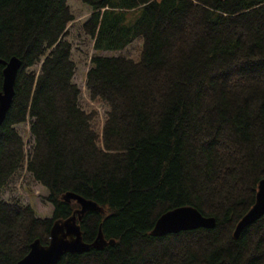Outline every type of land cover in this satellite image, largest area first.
Masks as SVG:
<instances>
[{
	"label": "trees",
	"instance_id": "1",
	"mask_svg": "<svg viewBox=\"0 0 264 264\" xmlns=\"http://www.w3.org/2000/svg\"><path fill=\"white\" fill-rule=\"evenodd\" d=\"M67 1L0 0V59L21 62L0 125V189L25 163L53 209L40 219L0 199V264L48 244L52 224L80 209L66 193L101 210L77 220L82 240L101 231L108 244L57 264H264V216L233 237L264 179V0H79L96 52L142 42L138 60H91L89 98L108 108L100 131L78 103ZM28 119L26 157L14 126ZM187 206L214 228L152 235Z\"/></svg>",
	"mask_w": 264,
	"mask_h": 264
},
{
	"label": "water",
	"instance_id": "2",
	"mask_svg": "<svg viewBox=\"0 0 264 264\" xmlns=\"http://www.w3.org/2000/svg\"><path fill=\"white\" fill-rule=\"evenodd\" d=\"M3 66L2 91L0 93V125L9 109L13 96L14 85L21 62L16 57L8 61L0 59ZM63 201H76L80 206L71 217L65 220H56L49 231V242L41 244L35 239L30 245L27 254L16 264H57L65 254H77L87 252L91 248L100 249L108 244L101 234L98 235L92 244L82 240V233L77 220L87 211H101L98 206L72 193H66ZM77 215V216H76ZM264 216V179L260 180L257 186L253 206L244 214L235 226L233 237L237 238L241 231ZM215 226L213 217H205L193 207H180L162 214L155 222L151 231L152 235L160 237L167 234L188 231L197 228L212 229ZM110 244L113 241L109 242Z\"/></svg>",
	"mask_w": 264,
	"mask_h": 264
},
{
	"label": "rangeland",
	"instance_id": "3",
	"mask_svg": "<svg viewBox=\"0 0 264 264\" xmlns=\"http://www.w3.org/2000/svg\"><path fill=\"white\" fill-rule=\"evenodd\" d=\"M68 6L73 20L67 27V36L65 40L72 48V61L75 64L73 83L77 86L79 94V106L86 112H94V124L100 131L108 111L107 106L102 102L90 100L86 89V75L91 68V60L95 56L117 57L122 56L133 60H138L142 47L140 40L135 41L122 51L116 52H96L94 50V39L86 35L83 31V24L89 19L91 10L83 5L79 0H68ZM40 64L30 71H39ZM15 130L22 138L26 157L30 155L33 145V137L30 134V120L14 126ZM22 166L0 189V199L4 202H17L22 206H30L37 218H50L52 215V206L45 199L47 190L36 183L25 168Z\"/></svg>",
	"mask_w": 264,
	"mask_h": 264
}]
</instances>
